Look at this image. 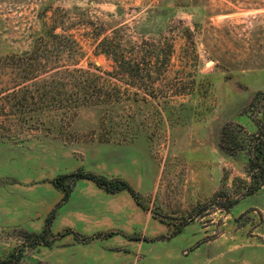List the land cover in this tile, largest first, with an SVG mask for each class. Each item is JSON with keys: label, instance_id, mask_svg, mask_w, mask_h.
<instances>
[{"label": "rangeland", "instance_id": "1", "mask_svg": "<svg viewBox=\"0 0 264 264\" xmlns=\"http://www.w3.org/2000/svg\"><path fill=\"white\" fill-rule=\"evenodd\" d=\"M260 137L264 0H0V264H264ZM87 197L126 248L63 225Z\"/></svg>", "mask_w": 264, "mask_h": 264}, {"label": "crops", "instance_id": "2", "mask_svg": "<svg viewBox=\"0 0 264 264\" xmlns=\"http://www.w3.org/2000/svg\"><path fill=\"white\" fill-rule=\"evenodd\" d=\"M94 198L87 197L84 200L79 199L76 201H72L71 198L70 202L63 208L65 219L63 225L69 231L88 239V241L94 243L93 245L97 244L99 248L98 257L101 258L102 253L104 254L103 257H106L113 254L114 250H121L126 246L113 245V232L116 230V228H113V211L109 209L100 211ZM128 237L131 238L132 236L125 232L122 238H124V241H128Z\"/></svg>", "mask_w": 264, "mask_h": 264}, {"label": "trees", "instance_id": "3", "mask_svg": "<svg viewBox=\"0 0 264 264\" xmlns=\"http://www.w3.org/2000/svg\"><path fill=\"white\" fill-rule=\"evenodd\" d=\"M43 36L41 35L38 38V43L43 42L46 43L51 38H61L57 35H51L53 34L51 29L46 28L43 30ZM55 36V37H53ZM110 55V54H108ZM130 65L129 63L124 62L123 65ZM40 74V73H39ZM38 74V75H39ZM263 154H264V137H260L257 144L254 145V155L255 159L253 160V167L257 170H259L261 177L263 178L264 182V160H263ZM78 179V180H90L95 182L98 186L102 188H106L109 192L115 193L123 190H128L132 194H134L133 189L130 187V185L124 181H113L108 180L105 177L93 174V173H85L83 171H78L77 173L72 174L71 176H61L55 180V184L57 187L61 188L65 195L64 200H67L71 194V190L64 185V182L68 179ZM264 184V183H263ZM51 223V220H49V224Z\"/></svg>", "mask_w": 264, "mask_h": 264}]
</instances>
